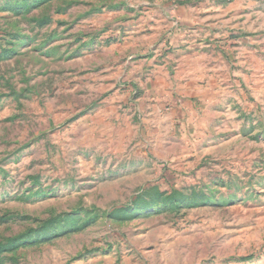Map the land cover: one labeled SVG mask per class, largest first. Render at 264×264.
I'll list each match as a JSON object with an SVG mask.
<instances>
[{
	"label": "rangeland",
	"instance_id": "1",
	"mask_svg": "<svg viewBox=\"0 0 264 264\" xmlns=\"http://www.w3.org/2000/svg\"><path fill=\"white\" fill-rule=\"evenodd\" d=\"M0 264H264V0H0Z\"/></svg>",
	"mask_w": 264,
	"mask_h": 264
}]
</instances>
